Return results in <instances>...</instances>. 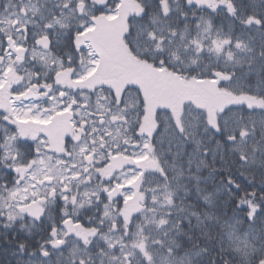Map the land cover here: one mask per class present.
I'll return each instance as SVG.
<instances>
[{"label":"snow or ice","instance_id":"obj_1","mask_svg":"<svg viewBox=\"0 0 264 264\" xmlns=\"http://www.w3.org/2000/svg\"><path fill=\"white\" fill-rule=\"evenodd\" d=\"M0 264H264V0H0Z\"/></svg>","mask_w":264,"mask_h":264}]
</instances>
